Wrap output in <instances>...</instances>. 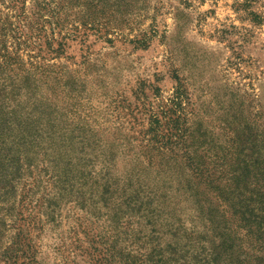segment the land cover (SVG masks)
<instances>
[{
  "label": "rangeland",
  "instance_id": "374dc122",
  "mask_svg": "<svg viewBox=\"0 0 264 264\" xmlns=\"http://www.w3.org/2000/svg\"><path fill=\"white\" fill-rule=\"evenodd\" d=\"M3 1L0 17L6 11ZM33 10H39L33 0L19 1V34L25 40L19 45V68L11 74L0 68V82L4 77L10 82L6 96H15L12 102L5 100L7 108L1 115L18 116L2 130L6 137L0 139V187L5 178L15 177L17 183L6 198L8 202L15 198L17 205L23 185L24 192L33 193L34 198L43 194L48 200L59 195L58 184L73 178L72 188L61 192L57 226L44 224L40 233L35 226L42 225L44 216L36 215L40 209L33 206L35 201L19 202V226L34 238L42 264H97L95 244L83 231L88 233L89 225L83 223L79 229L78 224L88 219L103 240L116 239V234L102 202L89 212L90 217L86 207L76 205L82 193L88 196L91 182L84 184L80 174L100 180L108 167L117 189L136 183L144 176L146 158L151 155L140 140V130L151 114L165 125L177 95L184 107L182 125L190 133H204L205 148H221L227 160L234 161L244 147L251 158L264 160V0H139L124 18L108 12L102 19L107 25L100 31L70 33L63 28L60 33L67 36L59 48L56 41L51 43L52 52L45 43L46 35L51 39L48 24L43 26L46 32L39 33L38 45L34 34L30 35ZM23 12L30 13L26 23ZM61 17L69 21L77 15L68 10ZM58 31L55 28L54 34L59 40ZM3 44L16 57L11 37L5 41L0 30L1 54ZM52 128L73 135L96 133L100 156L82 170L85 156L70 140L59 149L62 158L57 157L55 145L49 154L35 150L29 155L31 170H26V159L16 157L14 143L21 145L34 131L46 134ZM108 146L114 160L105 166L103 152ZM219 157L212 159L219 161ZM68 159L72 164L66 167ZM95 191L100 197L99 189ZM182 207L180 215L189 224L191 208L186 203ZM15 218V210L5 217V242L15 231L10 226Z\"/></svg>",
  "mask_w": 264,
  "mask_h": 264
},
{
  "label": "trees",
  "instance_id": "16d2710c",
  "mask_svg": "<svg viewBox=\"0 0 264 264\" xmlns=\"http://www.w3.org/2000/svg\"><path fill=\"white\" fill-rule=\"evenodd\" d=\"M19 1L4 0L6 11L0 17L4 40L11 37V47L16 55L12 57L8 47L3 44L5 51L0 53V68L9 74L19 68V45L25 42L19 34ZM138 1L33 0V7L36 3L39 10L31 13L35 14V21L30 26V29H34L30 35L34 34V42L38 45L39 33L46 32L43 26L48 24L51 39L46 35L45 43L52 52L54 48L51 43L56 41L59 48L61 40L67 36V33H60L63 28L70 33L81 29L84 32L100 31L107 25L102 19L108 12L124 18ZM80 5L81 9L78 8ZM68 10L77 17L69 21L63 19L62 13L66 14ZM29 14H23L25 23ZM55 28L59 29V40L54 34ZM6 78L0 82V139L6 137L2 132L3 127L16 122L18 117L1 115L3 109L7 108L5 100H15L13 95L6 96V89L10 86ZM182 105L180 95L175 96L165 125L151 114L148 124L140 130V140L145 141L151 152L146 158L145 169V174L151 173L149 178L144 174L136 183L130 181L117 189L115 182L111 181L108 167L100 180L88 178V173L80 174L84 184L88 180L91 182L88 196L82 193L76 198V205L86 207V214H89L98 202H102V206L109 211L107 216L112 224L111 231L116 234V239L103 240L97 227L91 229L93 226L88 224V219L78 224L79 229L89 225L88 233L87 230L83 231L86 239L95 244L92 247L97 264H264V160L251 158L244 147L239 150L234 161H228L227 154L221 148H205L203 139L207 140L206 135L190 133L182 125ZM60 130L52 128L46 134L43 130H36L29 139L18 138L24 139L21 145L19 142L14 143L16 157L26 159V170H31L33 160L29 159V155L35 150L49 154L55 145L57 157L62 158L59 149L70 140L79 145L82 156H85L79 168L83 170L94 163L99 154L96 133L78 132L73 135ZM89 139L92 142L85 145ZM111 147L108 146L103 152L105 166L114 160ZM240 153H244L243 158H239ZM54 155L51 157L55 158ZM218 155L219 161L218 158L212 159ZM71 164V160H66V167ZM69 173L66 169L67 176ZM21 176L19 169V183ZM5 179L6 183L0 187V224L3 225V229L0 228V264H42L34 238L27 228L19 226V202L25 199L30 203L35 201L33 206L40 209L36 215L44 216L42 225L35 226L40 233L44 224L57 226L60 222L59 201L64 197L61 192H67L69 186L72 188L73 178L64 184H58L57 178L55 181L59 185V195L54 194L48 200L43 194L34 198L33 193L24 192L23 185L17 205L15 198L13 202H8L6 198L9 189H14L17 181H14L15 177ZM96 189H99L98 198ZM185 203L192 211L187 219L189 224L180 215L182 204ZM14 210L16 218L10 226L15 231L9 242H5V217Z\"/></svg>",
  "mask_w": 264,
  "mask_h": 264
}]
</instances>
